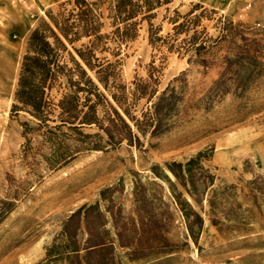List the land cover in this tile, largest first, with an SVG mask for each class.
Masks as SVG:
<instances>
[{"label":"rangeland","instance_id":"rangeland-1","mask_svg":"<svg viewBox=\"0 0 264 264\" xmlns=\"http://www.w3.org/2000/svg\"><path fill=\"white\" fill-rule=\"evenodd\" d=\"M64 1L0 0V201L15 204L0 222V264H264V75L243 96L232 88L216 93L212 88L219 67L203 69L188 64L186 55L153 50L141 30L122 49L118 83L132 89V82L146 81L151 66L156 67V95L170 84L179 98L172 129L151 138L148 131L140 134L132 127L139 142L112 146L95 127L83 128L85 134L102 137L98 143L103 149L81 151L65 166L51 169L48 159L53 147L63 145L61 135L52 144L32 117L11 109L27 39L46 12ZM196 5L244 25L264 44V0H170L161 3L153 24L161 25L160 35H165L171 31L167 20L174 10L184 15ZM202 24L213 33L211 22ZM145 104L140 99L133 114L139 115ZM108 111L100 107L98 116ZM62 131L70 137L64 145L72 150L76 136L66 128ZM199 152L201 165L214 176L213 188L235 189L211 212L207 196L199 206L182 188H175L174 193H182L202 217V229L192 236L169 185L158 174H168L167 163L184 162ZM140 194L148 215L168 240L166 253L133 258L132 248L117 245V233L138 224L135 200ZM94 203L106 220L104 227L97 221L96 228L108 231L113 249L108 256L70 261L63 246V224L79 207ZM125 231L123 239L131 240ZM75 234L79 245L88 237L84 227Z\"/></svg>","mask_w":264,"mask_h":264},{"label":"trees","instance_id":"trees-1","mask_svg":"<svg viewBox=\"0 0 264 264\" xmlns=\"http://www.w3.org/2000/svg\"><path fill=\"white\" fill-rule=\"evenodd\" d=\"M168 1L67 0L55 11H47L46 18L32 30L21 58L11 111H22L32 117L36 129H45L46 138L52 144L59 135L63 145L70 141L63 128L76 136L72 150L69 145L53 147L48 159L51 169L65 166L81 151L103 149L98 143L102 137L98 133L85 134L81 131L83 128L95 127L112 146L123 141L129 145L139 142L132 127L140 134L148 131L151 138L172 129L171 119L177 114L179 98L170 84L156 95L158 78L154 76L159 72L156 67L151 66L152 72L146 81L132 82V89L118 83L122 49L136 40L141 30L146 32L153 50L186 55L188 64L194 63L203 69L219 67L221 72L212 88L216 93H228L232 88L238 96H243L262 79L263 40L252 32L247 33L244 25L218 16L215 10L201 5L184 15L174 10V16L167 20L171 31L160 35L162 26H155L153 20L161 3ZM204 20L212 23V34L202 24ZM140 99H145V109L134 115L132 111ZM105 106L109 111L99 117V108ZM49 123L54 125L50 127ZM202 157L203 152H199L184 162H169L165 165L168 174H158L169 185L192 236L202 229V217L182 198V193H174L175 188H182L199 206L207 196L211 212L215 211L218 200L235 189L234 185L213 188L214 176L201 165ZM135 203L138 224L134 228H122L116 235L117 245L132 248L133 258L168 252L165 249L168 240L154 216L145 210L144 196L136 195ZM14 207L12 202L0 201V222ZM166 215L164 212L162 216ZM97 221L98 227L105 226L99 205L94 203L82 205L64 222L61 235L68 260L80 257L87 260L91 255L102 253L110 255L114 241L108 231L97 230ZM81 227L88 237L79 245L75 233ZM123 230L132 235L131 240L123 239ZM107 261L111 263V257Z\"/></svg>","mask_w":264,"mask_h":264}]
</instances>
